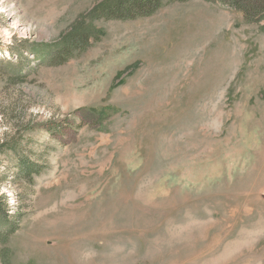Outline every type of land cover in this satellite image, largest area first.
Instances as JSON below:
<instances>
[{"label":"rangeland","instance_id":"374dc122","mask_svg":"<svg viewBox=\"0 0 264 264\" xmlns=\"http://www.w3.org/2000/svg\"><path fill=\"white\" fill-rule=\"evenodd\" d=\"M101 1L0 0V264H264V15ZM85 20L86 51L34 53Z\"/></svg>","mask_w":264,"mask_h":264},{"label":"trees","instance_id":"16d2710c","mask_svg":"<svg viewBox=\"0 0 264 264\" xmlns=\"http://www.w3.org/2000/svg\"><path fill=\"white\" fill-rule=\"evenodd\" d=\"M188 0H102L92 11L97 19L131 20L139 17H148L157 12L164 5ZM220 2L232 6L240 11L244 20L256 22L264 15V0H207ZM96 27L85 21H80L69 31L60 43L48 45V52L34 48L30 50L44 58V62L51 65H60L69 60L75 53L84 52L100 41V34ZM45 48V47H44ZM99 118L108 119L113 114L109 106L95 109ZM22 172L32 178L33 173H38L39 168L34 162H22ZM9 202L0 197V239L7 238L19 229V223L8 214Z\"/></svg>","mask_w":264,"mask_h":264}]
</instances>
